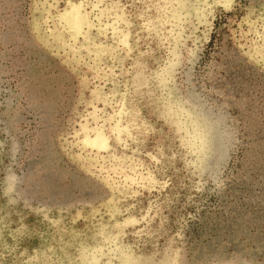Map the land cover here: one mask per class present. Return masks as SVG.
<instances>
[{"label":"rangeland","instance_id":"rangeland-1","mask_svg":"<svg viewBox=\"0 0 264 264\" xmlns=\"http://www.w3.org/2000/svg\"><path fill=\"white\" fill-rule=\"evenodd\" d=\"M0 264H264V0H0Z\"/></svg>","mask_w":264,"mask_h":264}]
</instances>
